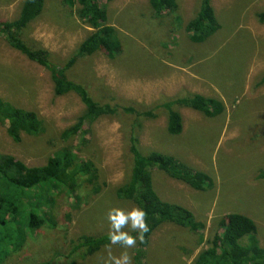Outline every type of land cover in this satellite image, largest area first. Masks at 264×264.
<instances>
[{"label": "rangeland", "instance_id": "1", "mask_svg": "<svg viewBox=\"0 0 264 264\" xmlns=\"http://www.w3.org/2000/svg\"><path fill=\"white\" fill-rule=\"evenodd\" d=\"M23 1L0 0V23L15 21ZM148 1L106 4L107 26L117 32L123 52L113 61L103 51L81 58L66 76L83 85L97 102L152 109L156 118L141 120L121 114L86 124L84 136L68 144L82 161H91L98 169L100 192L91 194V186H83L77 192L79 205L74 207L66 193L60 197L54 191L57 197L51 211L56 228L35 234L26 231L25 247L6 264H112L111 258L124 253L135 264L136 244L132 248L103 246L86 259L80 258L82 250L67 259L72 242L109 236L111 211L137 209L115 197V190L127 180L131 132L142 154L174 157L212 181V189L201 193L160 171L152 172L158 197L189 210L203 228L193 233L162 225L149 239L143 264H192L233 214L255 224V237L264 249V182L258 180L264 172V86L256 88L264 76V24L255 18L264 12V0H211L220 29L202 44L191 43L184 30L200 0H176V13L160 19L153 16ZM77 9L64 7L61 0H45L41 16L23 31L22 40L47 50L56 64H65L93 32L79 21ZM189 95L217 100L224 111L207 119L174 107L182 118V132L169 136L167 115L156 107ZM0 99L34 112L43 122L39 137L22 136L20 144H14L0 126V155L28 169L44 167L65 146L61 135L84 112L75 94L55 97L48 71L11 49L1 37ZM122 231L134 232L130 225Z\"/></svg>", "mask_w": 264, "mask_h": 264}, {"label": "trees", "instance_id": "2", "mask_svg": "<svg viewBox=\"0 0 264 264\" xmlns=\"http://www.w3.org/2000/svg\"><path fill=\"white\" fill-rule=\"evenodd\" d=\"M61 1L69 9L77 6V18L93 31L65 64H56L47 50L37 44L29 46L21 38L27 26L41 16L45 0H24L15 21L0 23V37L4 42L31 63L48 71L55 97L75 94L84 106V112L76 124L61 135L65 146L55 152L44 167L28 169L14 158L0 155V264H6L12 255L25 247L26 231L35 234L45 228H56L55 216L52 214L57 197L54 191L58 190L60 197L66 193L73 199L74 207L79 205L80 197L77 192L83 186H91V194L100 192L96 185L98 169L93 162L82 161L76 155L75 147L68 144L80 134L84 136L83 127L86 124L90 126L102 117L121 114L141 120L156 118L152 109L142 111L131 106L121 108L97 102L83 85L67 78V72L81 58L103 51L106 58L113 61L123 51L117 32L113 27L107 26L105 5L115 0ZM148 4L153 16L159 19L164 15L175 14L178 9L176 0H149ZM255 18L259 24H264V12L256 14ZM219 29L211 0H200L195 16L184 28L193 44L204 43ZM261 86H264V76L259 79L256 88ZM174 107L198 112L207 119L217 118L224 111L221 102L201 95L182 96L163 102L156 110H163L167 115L166 132L169 136H179L182 132V118ZM0 126L5 127L7 137L14 144H20L22 136L37 138L43 133V122L34 112L16 108L2 99ZM129 144L127 180L115 190V197L118 201L132 203L146 213L145 221L149 231L144 234L143 242L138 238V230L129 234L137 238L134 263L143 264L142 257L149 239L162 225H173L193 233L203 228V225L195 223L189 210L164 202L158 197L153 188L152 172L160 171L168 178L201 193L212 189V181L206 174L195 171L174 157L152 152L142 154L133 132L130 133ZM258 180L264 182V172L259 175ZM222 229L206 242L205 248L192 264H264V249L255 237L256 226L250 219L241 214H233ZM71 244L73 249L67 259L82 250L80 258L86 259L103 246H111L109 236L82 237L77 243Z\"/></svg>", "mask_w": 264, "mask_h": 264}, {"label": "clouds", "instance_id": "3", "mask_svg": "<svg viewBox=\"0 0 264 264\" xmlns=\"http://www.w3.org/2000/svg\"><path fill=\"white\" fill-rule=\"evenodd\" d=\"M146 213L141 209H133L130 212L123 210H113L109 213L108 219L112 226V231L109 233L111 244L120 245L124 248H132L137 242V238L122 231L126 225H130L133 231H139V239L143 242V236L149 231L145 221ZM112 264H131V258L124 253L119 258H111Z\"/></svg>", "mask_w": 264, "mask_h": 264}]
</instances>
